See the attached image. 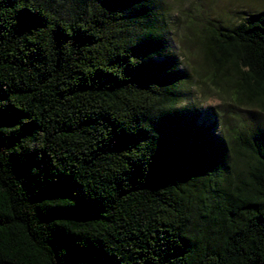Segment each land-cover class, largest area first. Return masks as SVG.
Returning <instances> with one entry per match:
<instances>
[{
    "label": "trees",
    "instance_id": "trees-1",
    "mask_svg": "<svg viewBox=\"0 0 264 264\" xmlns=\"http://www.w3.org/2000/svg\"><path fill=\"white\" fill-rule=\"evenodd\" d=\"M161 29L154 0H0V264H264V131L185 117ZM202 38L200 83L264 113V12Z\"/></svg>",
    "mask_w": 264,
    "mask_h": 264
},
{
    "label": "rangeland",
    "instance_id": "rangeland-1",
    "mask_svg": "<svg viewBox=\"0 0 264 264\" xmlns=\"http://www.w3.org/2000/svg\"><path fill=\"white\" fill-rule=\"evenodd\" d=\"M166 55L175 58L179 70L189 77L183 87L184 100L177 109L195 121L198 128L210 127V133L226 146L224 114L229 113L238 134L264 131V113L257 110L229 109L196 76L203 67L200 42L209 25L233 28L254 14L264 12V0H154ZM226 107V108H225ZM244 124V125H242ZM242 125V126H241ZM237 126V127H236ZM227 129V128H226Z\"/></svg>",
    "mask_w": 264,
    "mask_h": 264
}]
</instances>
